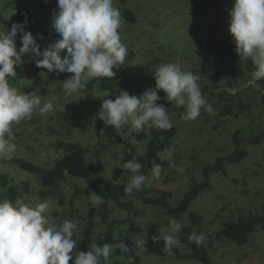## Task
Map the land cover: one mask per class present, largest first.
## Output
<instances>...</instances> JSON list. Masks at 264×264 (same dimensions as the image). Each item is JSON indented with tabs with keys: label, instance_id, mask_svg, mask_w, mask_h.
Masks as SVG:
<instances>
[{
	"label": "rangeland",
	"instance_id": "374dc122",
	"mask_svg": "<svg viewBox=\"0 0 264 264\" xmlns=\"http://www.w3.org/2000/svg\"><path fill=\"white\" fill-rule=\"evenodd\" d=\"M113 3L120 12L126 7L136 16V21L130 22L121 15L118 31L128 49L124 65L133 83L120 90L139 96L155 87L153 72L159 65L179 63L183 70L199 75L201 90L208 86L207 100L215 109L213 114L202 111L196 120L186 122L181 119L184 108H177L169 102L162 89L158 91L161 99L157 103L168 109L169 118L178 132L173 139L175 151L171 165L161 167L160 178L153 180L151 185L171 191L170 203L176 205L193 179L202 181L206 164L214 163L218 156L237 147L234 135L238 131L240 148L246 149L248 156L239 163H226V176L213 172L211 186L192 201L189 211L203 216L195 229L205 236L199 246L207 249L209 264H264L263 227L257 226L245 245L216 235L225 220L241 214L264 212V139L253 142L264 130V79L252 83L254 66L251 60L238 66L227 64L206 75L200 72V63L211 43L220 39L233 41L228 21L234 0H113ZM56 8L57 0H44L43 7L34 9L32 19L27 21L25 30L37 36L41 50L58 40L48 33ZM18 10V1L0 0V14L5 18ZM7 28L11 29L0 22V31H7ZM16 44L19 49V34ZM23 61L16 66L18 77L10 78V85L25 93L38 87L42 103L51 99L54 111L45 114L35 111L31 119L13 125V142L17 147L11 159H0V199H9L8 185H16L17 198L26 203L47 200L50 204L48 214L56 219L57 224L65 218L77 224V247L73 250L76 255L81 251L78 243L88 225V212L91 207L100 205L90 203L89 194L93 191L89 183L83 178L66 176L57 186L43 188L37 175L21 169L16 160H29L40 167L50 168L65 153L58 144L73 142L86 148L87 158L95 167L94 180L98 185L123 182L131 176L122 168L123 163L136 154H143L148 138L138 141L132 131L125 130L120 132L123 141L119 142L107 134V125L97 117L102 100H114L120 90L109 92L95 87L86 91L83 88L69 96L62 83L71 76L70 73L38 68L31 54H26ZM238 92L250 108L243 110L231 101ZM226 105H231L232 113L221 115L220 110ZM177 167L183 172H177ZM141 171L150 174L151 169ZM3 175L8 176L7 185ZM121 200L131 201L137 214L130 215L127 209L114 203L111 220L118 222L107 242L111 244L112 252L105 264H206L190 256L191 249L181 242L182 256L174 258L148 254L144 247L136 248L133 241L134 237L146 239L150 223H158L160 228H166L171 218L182 226L191 223L189 211L173 217L162 206L144 203L135 191ZM93 220L92 242L101 243L107 225L95 217ZM121 242L129 248L128 252L122 251Z\"/></svg>",
	"mask_w": 264,
	"mask_h": 264
},
{
	"label": "clouds",
	"instance_id": "9594fccd",
	"mask_svg": "<svg viewBox=\"0 0 264 264\" xmlns=\"http://www.w3.org/2000/svg\"><path fill=\"white\" fill-rule=\"evenodd\" d=\"M229 13V32L236 45L234 51L240 61H252L253 82L264 79V0H234ZM121 23V12L113 0H57L52 28L60 38L43 50L37 36L25 30L27 17L23 22L13 23L10 30L0 31V159H11L16 151L14 124L31 119L35 111L40 114L54 111L51 99L42 103L38 87L25 93L10 85V78L18 77L16 66L24 62L23 57L31 54L36 67L48 72L71 73L62 83L63 90L70 96L85 88L92 79L116 76L114 69L123 65L128 55L118 31ZM38 35L43 38L42 34ZM153 75L154 88L139 96L120 90L114 100H102L97 117L105 125L113 126L117 133L130 130L139 134L146 126L171 130L173 124L168 109L157 103L161 99L158 95L161 89L169 102L184 108L181 119L186 122L196 120L202 109L208 114L215 112L202 94L199 75L183 70L181 64H161ZM174 151L175 147L171 146L158 155L171 164ZM142 167L136 158L123 163L122 168L131 173L124 185L126 194L149 187L153 180L160 178L162 168L159 164L153 165L150 174H144ZM176 170L183 172L179 167ZM89 201L93 206L104 202L94 191L90 192ZM49 208L47 200L29 204L20 198L15 201L0 199V264H105L112 252L111 244L93 241L87 251L73 255L77 247L73 239L77 224L66 218L57 224L48 214ZM181 231L182 225L171 218L167 227L160 228L151 239L153 242L162 240V251L172 255L173 249L179 247L176 234ZM187 238L198 246L205 240V236L196 231ZM133 241L136 248H143L146 243L140 237H134ZM120 247L125 253L129 251L123 242Z\"/></svg>",
	"mask_w": 264,
	"mask_h": 264
},
{
	"label": "trees",
	"instance_id": "16d2710c",
	"mask_svg": "<svg viewBox=\"0 0 264 264\" xmlns=\"http://www.w3.org/2000/svg\"><path fill=\"white\" fill-rule=\"evenodd\" d=\"M14 1L19 2L18 11H16L12 16L8 18H5L0 14V22L9 27H11L13 23L25 21V17H27V21L32 19L34 9L42 8L44 0ZM121 15L123 18L129 20L130 22L136 21V16L133 10H131L130 8L124 7L122 9ZM48 33L52 34L53 37L57 39L60 38L59 34L56 33L53 28H50ZM235 47L236 45L233 41H229L226 39H220L211 43L208 47L207 54L200 63L201 74L206 75L210 72H216L222 66L227 64H231L234 66L243 64L244 61H240L238 53L234 51ZM114 70L117 73L114 78L92 79L87 83L84 89L88 91L94 89L95 87H98L102 91L115 92L120 89L129 88L133 83V79L129 75L125 65L123 64ZM208 89V86H205V88L201 90L202 94L206 95V97L208 94ZM210 95L214 94L211 93ZM220 96L223 97L221 94ZM231 101L236 103L237 106L243 110L246 108H250L249 103L242 99L239 92L234 94V97L231 99ZM202 111L204 110L202 109ZM231 113V105H226L224 109L220 110L221 115ZM105 129L110 137H115L119 142L123 141L121 134L117 133L114 130L113 126H106ZM177 132L178 128L176 126H173L171 130L168 131L159 130L157 128L147 126L139 134L132 131V135L138 141L148 138L145 152L143 154H136L133 157L143 165L141 170L152 169L153 165L156 164H159L163 168L169 167L171 165L168 161H162L158 153H161L162 150L167 147H175L173 139L177 135ZM237 133L238 131H236L234 135L237 147L232 152L226 155L218 156L214 163L206 164L203 167L202 181L193 179L191 181L189 189L183 194L182 198L176 205H172L170 203V199L173 195L171 191L156 189L152 185L149 187H144L140 191H134L137 192L144 203L162 206L173 217L182 216L189 211L190 204L195 198H197L200 192L211 186L210 177L213 172H219L222 175L226 176V163H239L246 156H248V151L246 149L240 148L241 141ZM263 139L264 130L256 138L253 139V142L258 143ZM58 147L62 148L65 153L61 155L60 158L56 159L53 166L50 168L40 167L35 163L24 159H17L16 163L21 169L36 174L43 188H53L57 186V184L66 176H73L85 179L89 183L92 191L101 196L104 202L101 203L98 207L90 208L88 212V225L84 229L82 240L80 241V243H78L81 251H87L90 248L93 239L95 226L93 220L94 217L100 219L107 225L105 238L100 243L104 244L111 239L114 232V225L118 222V220H111L114 203L122 208L127 209L130 215L137 214V209L134 207L131 201L121 200V197L127 195L124 192V185H126L128 181L109 182L105 185H98L96 183V181L94 180L95 167L94 164H92L87 158L86 148L73 142L59 143ZM3 178L4 184L7 185L8 176L3 175ZM25 185L27 188L28 184L25 183ZM8 193L10 195L9 200L15 201L18 195L17 186L8 185ZM189 217L191 219V223L182 226V231L177 233L176 235L181 243L185 244L191 249V253L189 254L190 256L199 261H203L206 264H209L210 258L208 256L207 249L198 246L194 242H189L187 238L188 234H190L191 232H197L195 226L200 221H202L203 216L193 211H189ZM257 226H261L264 228V212L247 216L241 214L234 219L225 220L216 235L218 238H224L230 241H234L239 245H245L249 241L250 234L256 230ZM159 229L160 225L158 223H150L148 225L145 239L146 243L144 245L145 252L158 256L180 258L182 256L180 247H175L173 249V254L167 255L162 251V240L159 242L152 241V235L157 234ZM73 239L77 241L76 232L73 236Z\"/></svg>",
	"mask_w": 264,
	"mask_h": 264
},
{
	"label": "built area",
	"instance_id": "2783aa9c",
	"mask_svg": "<svg viewBox=\"0 0 264 264\" xmlns=\"http://www.w3.org/2000/svg\"><path fill=\"white\" fill-rule=\"evenodd\" d=\"M252 83H254V82H252Z\"/></svg>",
	"mask_w": 264,
	"mask_h": 264
}]
</instances>
